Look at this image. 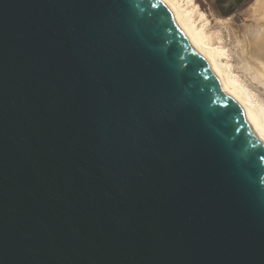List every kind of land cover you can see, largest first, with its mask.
I'll list each match as a JSON object with an SVG mask.
<instances>
[{
  "label": "water",
  "instance_id": "water-1",
  "mask_svg": "<svg viewBox=\"0 0 264 264\" xmlns=\"http://www.w3.org/2000/svg\"><path fill=\"white\" fill-rule=\"evenodd\" d=\"M0 264H264V129L165 0H0Z\"/></svg>",
  "mask_w": 264,
  "mask_h": 264
},
{
  "label": "bare ground",
  "instance_id": "bare-ground-1",
  "mask_svg": "<svg viewBox=\"0 0 264 264\" xmlns=\"http://www.w3.org/2000/svg\"><path fill=\"white\" fill-rule=\"evenodd\" d=\"M186 21L200 46L224 72L264 129V0H255L245 12L240 30L230 21L219 30L194 8L193 0H165Z\"/></svg>",
  "mask_w": 264,
  "mask_h": 264
},
{
  "label": "rangeland",
  "instance_id": "rangeland-1",
  "mask_svg": "<svg viewBox=\"0 0 264 264\" xmlns=\"http://www.w3.org/2000/svg\"><path fill=\"white\" fill-rule=\"evenodd\" d=\"M214 0H193V6L194 8H198L199 11L205 13L213 26H215L212 31L219 30V25H221V22H227L230 21L233 28L239 29L241 28V25L248 23L247 17H245V12L249 8V6L240 13H237L235 15H232L231 17H222L219 15L212 7ZM255 1V0H254ZM246 22V23H245Z\"/></svg>",
  "mask_w": 264,
  "mask_h": 264
},
{
  "label": "flooded vegetation",
  "instance_id": "flooded-vegetation-1",
  "mask_svg": "<svg viewBox=\"0 0 264 264\" xmlns=\"http://www.w3.org/2000/svg\"><path fill=\"white\" fill-rule=\"evenodd\" d=\"M254 0H214L213 9L222 17H231L250 6Z\"/></svg>",
  "mask_w": 264,
  "mask_h": 264
}]
</instances>
